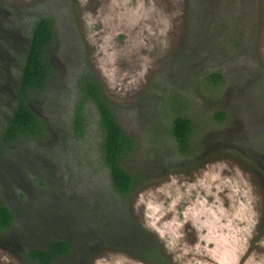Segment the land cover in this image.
Wrapping results in <instances>:
<instances>
[{
	"label": "trees",
	"instance_id": "1",
	"mask_svg": "<svg viewBox=\"0 0 264 264\" xmlns=\"http://www.w3.org/2000/svg\"><path fill=\"white\" fill-rule=\"evenodd\" d=\"M260 0H186L165 68L132 103L90 67L75 0H0V248L21 264L103 250L175 264L135 217L151 177L231 158L256 179L264 235Z\"/></svg>",
	"mask_w": 264,
	"mask_h": 264
},
{
	"label": "rangeland",
	"instance_id": "2",
	"mask_svg": "<svg viewBox=\"0 0 264 264\" xmlns=\"http://www.w3.org/2000/svg\"><path fill=\"white\" fill-rule=\"evenodd\" d=\"M30 5L40 0H4ZM186 0H75L88 61L105 93L135 102L166 66L184 30ZM257 53L264 65V0ZM135 217L154 232L175 264H264L257 235L261 198L255 177L231 158L151 177L132 194ZM0 264H21L0 248ZM91 264H148L117 250Z\"/></svg>",
	"mask_w": 264,
	"mask_h": 264
}]
</instances>
